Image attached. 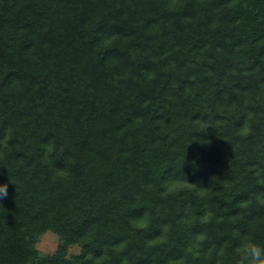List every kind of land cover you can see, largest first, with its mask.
Segmentation results:
<instances>
[{"label": "trees", "instance_id": "obj_1", "mask_svg": "<svg viewBox=\"0 0 264 264\" xmlns=\"http://www.w3.org/2000/svg\"><path fill=\"white\" fill-rule=\"evenodd\" d=\"M0 184V264L264 245V0H0Z\"/></svg>", "mask_w": 264, "mask_h": 264}, {"label": "clouds", "instance_id": "obj_2", "mask_svg": "<svg viewBox=\"0 0 264 264\" xmlns=\"http://www.w3.org/2000/svg\"><path fill=\"white\" fill-rule=\"evenodd\" d=\"M57 148L55 143L49 142L45 147L44 156L47 159ZM54 175L60 178H68L63 169H58ZM7 185L0 184V199L7 196ZM235 253L231 264H264V245L257 243L248 233L241 234L234 246Z\"/></svg>", "mask_w": 264, "mask_h": 264}, {"label": "rangeland", "instance_id": "obj_3", "mask_svg": "<svg viewBox=\"0 0 264 264\" xmlns=\"http://www.w3.org/2000/svg\"><path fill=\"white\" fill-rule=\"evenodd\" d=\"M60 244L59 236L53 231L46 232L39 242L36 244L37 248L43 253L51 254L54 253ZM81 248L78 245H72L69 247L70 254L80 253Z\"/></svg>", "mask_w": 264, "mask_h": 264}]
</instances>
